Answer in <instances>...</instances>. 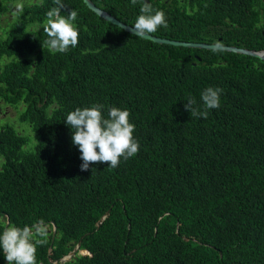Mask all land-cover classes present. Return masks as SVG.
<instances>
[{
	"label": "trees",
	"instance_id": "16d2710c",
	"mask_svg": "<svg viewBox=\"0 0 264 264\" xmlns=\"http://www.w3.org/2000/svg\"><path fill=\"white\" fill-rule=\"evenodd\" d=\"M38 1L23 7L22 23L4 31L0 23V100L21 106L18 123L30 131L0 127V231L6 218L53 222L37 264H53L49 247L57 260L80 237L91 256L64 264H264V60L154 43L82 0H63L61 12H78V45L53 54L43 26L56 5ZM92 1L131 26L145 2ZM147 2L166 13L167 27L152 35L264 49V0ZM210 86L223 93L207 119L181 108L192 97L202 110ZM94 104L105 118L109 106L130 110L140 148L116 168L81 171L65 120Z\"/></svg>",
	"mask_w": 264,
	"mask_h": 264
},
{
	"label": "clouds",
	"instance_id": "9594fccd",
	"mask_svg": "<svg viewBox=\"0 0 264 264\" xmlns=\"http://www.w3.org/2000/svg\"><path fill=\"white\" fill-rule=\"evenodd\" d=\"M33 1L34 0H13V6H15L16 12L21 13L20 23L24 21L22 15L26 12L23 10V7L31 5ZM167 1L168 0H161L160 5ZM38 2H40V0ZM53 3L56 6L52 7L46 13V23L43 26V32L47 36L44 44L47 45L49 51L53 54L67 53L70 48H75L79 43L80 29L76 23L78 12L72 9L67 15H61L62 10L66 8L63 0H53ZM131 3L135 5L137 0H131ZM102 5L104 6V3H102ZM98 7L108 12L105 8L101 6ZM8 11H11V5H8L6 11H0V20H2L3 14ZM140 13L134 26L131 27L134 35L143 37L147 34L156 32L161 26L167 27L166 13L163 10H154L147 0H145L140 8ZM9 16L12 17V14ZM209 44L235 46L224 45L220 42ZM220 51L227 50L220 49ZM222 93V88L207 87L201 93V100L203 102L202 110L197 106V101L192 97H189L187 101L181 105V108H185V110L190 113L191 117L207 119L209 110L220 107V97ZM4 105L10 106L0 100V110ZM104 107L103 104H94L91 107L84 108L77 107L74 111L67 114L65 122L72 129V143L74 146L78 147L81 154V171H87L91 164L97 163H107L108 167L116 168L119 166L121 159L126 161L135 156L139 151V142L133 135L135 125L130 122V110L109 106L108 115L107 118H105L103 115ZM17 110H21L20 105L17 106ZM6 122L7 121H4V119H0V127ZM101 223L98 224L97 222V225H101ZM55 231L56 225L53 222L43 224L42 226L25 225L20 227L8 222V218H6L5 226L2 231H0V251H2L4 259L7 261L3 264H37V247L46 242L44 239L46 233H51L52 236H54ZM79 240V248L67 258L74 251L73 249L76 247ZM79 240L71 251L57 260L51 259L52 247L50 246L48 249V260L53 264H64L71 261L72 258L78 254L91 256V252L86 248L80 247L81 237ZM70 245H72V243H70Z\"/></svg>",
	"mask_w": 264,
	"mask_h": 264
},
{
	"label": "water",
	"instance_id": "95a60500",
	"mask_svg": "<svg viewBox=\"0 0 264 264\" xmlns=\"http://www.w3.org/2000/svg\"><path fill=\"white\" fill-rule=\"evenodd\" d=\"M83 2L90 10L96 13L99 17L103 18L104 20L110 22L113 25H116L122 28L123 30L127 31L130 34H133L132 33L133 30L131 29L132 26L127 25L123 23L122 21H119L116 17H114L110 13L100 9L98 6H96V4L92 0H83ZM141 38L147 39L154 43H159V44L165 43V44H170V45H175V46H184V47H190V48H203V49H208V50L223 49V50L233 51V52L240 53V54L250 55V56L257 57L259 59L264 60V49L253 50V49H248V48H240L236 46H220L216 44L201 43V42L179 41V40L155 36L152 34H147ZM107 213L108 211H106L104 215L101 216V218L98 221V224H100L103 221ZM79 242L80 240L78 241L76 247L73 249L74 251L67 258H69L75 252V250L79 248Z\"/></svg>",
	"mask_w": 264,
	"mask_h": 264
},
{
	"label": "rangeland",
	"instance_id": "374dc122",
	"mask_svg": "<svg viewBox=\"0 0 264 264\" xmlns=\"http://www.w3.org/2000/svg\"><path fill=\"white\" fill-rule=\"evenodd\" d=\"M7 1L9 2L8 5L13 6V0ZM0 2H2V0H0ZM10 14H12V17L9 16ZM19 14L20 13H12L10 11L4 13L2 20L0 21V23L3 25L2 30H8L18 25L21 22L20 18L18 17ZM5 21L8 22V25L5 24ZM18 114V110L13 109L8 105H4L0 110V119H4V121H7L8 123L15 124L18 130L23 131V134L30 135V131L26 128L24 129L23 126L18 123Z\"/></svg>",
	"mask_w": 264,
	"mask_h": 264
},
{
	"label": "flooded vegetation",
	"instance_id": "af4514ba",
	"mask_svg": "<svg viewBox=\"0 0 264 264\" xmlns=\"http://www.w3.org/2000/svg\"><path fill=\"white\" fill-rule=\"evenodd\" d=\"M148 1V0H147ZM161 1V0H160ZM164 1H166V0H164Z\"/></svg>",
	"mask_w": 264,
	"mask_h": 264
}]
</instances>
